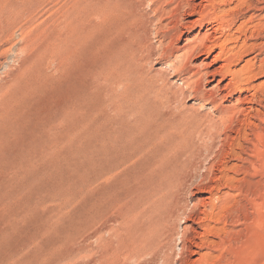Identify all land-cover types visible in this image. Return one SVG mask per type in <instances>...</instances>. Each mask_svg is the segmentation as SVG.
<instances>
[{"label": "rangeland", "instance_id": "obj_1", "mask_svg": "<svg viewBox=\"0 0 264 264\" xmlns=\"http://www.w3.org/2000/svg\"><path fill=\"white\" fill-rule=\"evenodd\" d=\"M173 1L159 12L161 4H144L138 10H145V21L131 24L116 0H0V264H180L182 257L185 264H264V30L237 28L252 13L260 15L249 26L262 24L264 11L244 7L236 31H220L214 19L184 29L185 38L208 29L218 36L206 42L211 48L197 43L191 60L176 53L184 40L170 36L179 22L199 17ZM233 6L219 4L216 14H230ZM142 28L146 33L133 40ZM218 42L224 44L223 58L234 50L242 54L230 66L238 77L236 90L222 91L227 97L207 91L203 97L202 90H212L216 80L201 81L200 87L206 82L201 92L189 83L201 78L202 59L213 60L221 52ZM249 63H255L256 73L250 78ZM223 64V59L214 63ZM240 94L263 98L262 104L254 103L253 127L236 113V106L252 105L238 104ZM235 126L240 133L228 132ZM150 127H168L175 138L189 139L174 144ZM168 146L172 154L179 148L174 166L191 185L183 195L188 211L202 208L207 221L200 226L183 215L176 218L171 242L165 241L170 236L165 224L162 245L135 260L129 253L130 231L148 226L154 211L145 203L148 196L141 199L138 193L146 184H160L142 185L135 173L144 158L161 151L172 155ZM173 185L168 192L160 184L163 190L155 198L169 199ZM224 195L230 199L226 209H215ZM199 199L211 206L198 205ZM187 224L202 232L197 240L203 247L193 246L196 253L181 256L182 235L186 229L194 234Z\"/></svg>", "mask_w": 264, "mask_h": 264}, {"label": "bare ground", "instance_id": "obj_2", "mask_svg": "<svg viewBox=\"0 0 264 264\" xmlns=\"http://www.w3.org/2000/svg\"><path fill=\"white\" fill-rule=\"evenodd\" d=\"M97 1H99V0H97ZM113 1V0H112ZM172 1L173 0H151L150 2H149V0H116V5L118 6V7H120L122 10H120V13H121V11L123 12L124 11V13H122V14H125V11H126V13H127V11H128V13H129V15H127L128 16V18H127V21L126 22H128L129 21V23H131V24H140V22H142V20H144V17H145V12H143V11H145L144 9H141V11L140 10H138L139 8H141L142 6H144V4L145 5H147V4H150V3H154V4H161V7H158V8H156L155 10H156V12H159V11H157V10H159V9H162V10H164L165 8H167V7H165V6H170V4L172 3ZM177 1V0H176ZM181 2H182V5H181V7L180 8H183L184 7V9L188 12L187 14H190V15H198V19H196V20H185L184 19V21H181V22H179L178 23V25L176 24V26L174 27L175 28V31H174V33H172V35L170 36L173 40H176V41H179V40H184V42L180 45V46H178V50H176V53H180V56L181 57H186V58H189V59H191L192 57H195L196 55V53L194 54V56H193V53H194V51H195V47L197 46V45H199V44H197V43H202V44H200V46L201 45H204V46H206V42L207 41H209V40H211V41H217L218 40V36L217 37H215V35H214V33L213 32H211V31H209V29L208 30H206L204 33H199V34H196L195 36H193V38H191V37H189V36H186V38L184 37L185 35H186V32H185V30L184 29H187V30H191L192 29V27H193V25H199L200 24V22L202 21V20H207V19H214V21H218V25L217 26H219L218 27V29L221 31V29H222V31L224 30V32L226 31V30H228L229 32H231L232 30H235L234 28H235V26H236V22H238V18L240 19V17H241V15L242 14H244V13H246V11L244 12V13H242L243 12V8L244 7H247L248 9L247 10H250V9H254V10H256V11H261V12H263L264 11V6H260V2H262V0H180ZM13 2V1H12ZM105 2H107V1H105ZM104 2V3H105ZM174 3H176L175 1H173ZM177 2H179V0L177 1ZM2 3V2H1ZM108 3V2H107ZM147 3V4H146ZM222 3H224V4H234V6L233 7H231V10H232V13H230V14H227V15H225L224 16V14H220L221 16H219L218 14H216V8H217V6L219 5V4H222ZM7 5V4H6ZM21 5V4H20ZM109 5V3L107 4V6ZM174 5V7H173V9L175 8V4H173ZM184 5V6H183ZM151 6V5H150ZM183 6V7H182ZM4 7V6H3ZM9 7V6H8ZM103 8L105 7V5L103 4V6H102ZM111 6H109V8H110ZM2 8V7H1ZM108 8V7H107ZM108 8V9H109ZM144 8V7H143ZM170 9V8H169ZM172 9V10H173ZM177 9V8H176ZM25 10V9H24ZM166 10V9H165ZM175 10V9H174ZM180 11H182L181 9H179ZM184 10V11H185ZM245 10V9H244ZM1 11V10H0ZM116 11V10H115ZM167 11V10H166ZM169 11V10H168ZM230 11V10H229ZM29 12V11H28ZM174 12V11H173ZM179 12V11H178ZM178 12H176V13H178ZM116 13V12H115ZM154 13V12H153ZM168 13V12H167ZM146 14H147V12H146ZM158 14V13H157ZM160 14V13H159ZM180 14V16L182 15V13H179ZM149 15V14H148ZM174 15V14H173ZM172 15V16H173ZM260 14H258V15H254L253 13L251 14V16H250V18L249 19H247V20H245V21H243L242 23H241V25H240V27H237L238 29H242V31L246 28V30L249 28H251V27H254L256 30H258L257 32H259L261 29L262 30H264V22L262 23V24H259V22L257 23V24H253L252 26H249V23H251L252 21H254L255 19H257L256 17H258ZM124 16H126V15H124ZM171 16V17H172ZM176 16V15H175ZM24 17V16H23ZM147 17V16H146ZM145 17V18H146ZM174 17V16H173ZM261 17V16H260ZM263 17V16H262ZM97 18V17H96ZM126 18H124V19H126ZM149 18V17H148ZM154 18V17H153ZM181 18V17H180ZM149 19H151V18H149ZM101 20V19H100ZM122 20V19H121ZM147 20V19H146ZM258 20V19H257ZM88 21V20H87ZM125 21V20H124ZM145 21V20H144ZM159 21L161 22L162 20H160L159 19ZM210 21V20H209ZM212 22H213V20H211ZM95 22V21H94ZM148 22H149V20H148ZM151 22H152V19H151ZM159 22V23H160ZM171 22V21H170ZM241 22V21H240ZM120 24V23H119ZM121 24H122V22H121ZM152 24V23H151ZM150 24V25H151ZM169 24V23H168ZM240 24V23H239ZM9 25H11V24H9ZM123 25V24H122ZM130 24H127V26H129ZM148 25H149V23H148ZM161 25V24H160ZM261 25V26H260ZM164 26V24L162 25V27ZM165 26H166V24H165ZM164 26V27H165ZM171 26H172V24H171ZM174 26V25H173ZM94 27V26H93ZM114 27V26H113ZM133 27V26H132ZM143 27H144V25H143ZM148 27H150V26H148ZM148 27H146V28H148ZM154 27V26H153ZM161 27V26H160ZM161 27V28H162ZM216 27V26H215ZM133 28H136V27H133ZM151 28V27H150ZM166 28V27H165ZM165 28H163V29H165ZM244 28V29H243ZM253 28V29H254ZM5 29V28H4ZM18 29V28H17ZM85 29V28H84ZM138 29V28H137ZM154 29V28H153ZM153 29H152V31H153ZM163 29H161V30H163ZM168 29H171V27L170 28H168ZM168 29H166V30H168ZM215 29V28H214ZM91 30V29H90ZM148 30V29H147ZM151 30V29H150ZM158 30V29H157ZM237 30V29H236ZM235 30V31H236ZM6 31V30H5ZM163 31H165V30H163ZM213 31V30H212ZM240 31V30H239ZM241 31V32H242ZM254 31V30H253ZM82 32V31H81ZM80 32V33H81ZM130 32H132V30L130 31ZM149 32V31H148ZM147 32V33H148ZM234 32V31H233ZM6 33V32H5ZM90 33V32H89ZM141 33L144 35L145 33H146V30L145 29H141V30H139V31H135L134 32V34H135V36H134V34H133V40H134V37H139L138 35H141ZM150 33V32H149ZM165 33V32H164ZM222 33V32H221ZM240 33V32H239ZM244 33V32H243ZM252 33H254V32H252ZM251 33V34H252ZM70 34V33H69ZM131 34V33H130ZM169 34V33H168ZM246 34H247V32H246ZM250 34V35H251ZM76 35V34H75ZM132 35V34H131ZM158 35V34H157ZM170 35V34H169ZM257 35V34H256ZM147 36V35H146ZM232 36V35H231ZM71 37V36H70ZM74 37V36H73ZM129 37H130V35H129ZM221 37V36H220ZM245 37V36H244ZM78 38V37H77ZM88 38V37H87ZM143 38V37H142ZM246 38V37H245ZM249 38V37H248ZM257 38V37H256ZM1 39V38H0ZM80 39H81V37H80ZM141 39V38H140ZM164 39V38H163ZM222 40V39H221ZM127 41V40H126ZM130 41V40H129ZM128 41V42H129ZM143 41V40H142ZM145 41H147L146 39L144 40V42ZM164 41V40H163ZM210 41V42H211ZM228 41H230V43H231V40H228ZM233 41V40H232ZM227 42V41H226ZM127 43V42H126ZM143 43V42H142ZM219 43V42H218ZM223 43H224V41H223ZM223 43H219V45H220V47L222 48V50H221V52H219V53H217L216 54V56H215V58L213 59V60H208V58H204V59H202V61H201V65H199V66H197L198 67V70H199V74H201V78H198L199 79V81L198 80H195L194 79V81H191L189 84L190 85H192L191 87L196 91V92H201V90H202V88L203 87H205L204 86V83H206V82H209V81H212V80H216V84L213 86V89H215V90H209V88L207 89L206 87H205V89L206 90H202L203 91V97L204 96H207V91H208V93L209 92H213V93H218L217 95H219V96H222V97H227V95H225V94H222V91H224V90H228L229 91V94H232L233 93V91L234 90H236L235 88V83L237 82V80H238V77H237V75H236V73H234L233 71H231V67L230 66H232L231 64L233 63V62H238L239 61V57H240V55H242V54H240V52H239V54H238V52H235V50H234V52L233 51H231V55L229 56H226L225 58H223L222 57V54L224 53V55H227V54H225L226 53V51L224 52L223 50H224V44ZM243 43V42H242ZM168 44H169V42H168ZM215 44L216 45H218L217 44V42H215ZM214 44V45H215ZM142 45H144V44H142ZM173 45V44H172ZM207 45H208V43H207ZM212 45V44H211ZM97 46V45H96ZM145 46V45H144ZM147 46H148V44H147ZM227 46V45H226ZM126 47V46H125ZM136 47V46H135ZM151 47V46H150ZM203 47V46H202ZM207 47V46H206ZM208 47H210L211 48V46L209 45ZM207 47V48H208ZM247 47H249V46H247ZM257 47V46H256ZM255 47V48H256ZM145 50H147V47L145 46ZM149 48V47H148ZM174 48V47H173ZM210 48H209V50H210ZM227 48H229V47H227ZM244 48V47H243ZM157 49V48H156ZM197 49H198V47H197ZM250 49V48H249ZM251 49H253V47L251 48ZM260 49V48H259ZM247 50V49H246ZM131 51V50H130ZM143 51V50H142ZM141 51V52H142ZM228 51V50H227ZM260 51V50H259ZM80 52V51H79ZM153 52H155V50L153 51ZM197 52H198V50H197ZM258 52V51H257ZM149 53V52H148ZM200 53V52H199ZM206 53V52H205ZM172 55V54H171ZM138 56V55H137ZM146 56V55H145ZM179 56V55H178ZM168 57V56H167ZM237 57L239 58V59H237ZM126 58V57H125ZM183 59V58H182ZM219 59H223V62L225 61V64H223V65H219V67L218 66H215L214 65V63L216 62V61H218ZM81 60V59H80ZM179 60V59H178ZM192 60V59H191ZM191 60H189V63L188 64H190V61ZM235 60H238V61H235ZM151 61V60H150ZM263 61H264V59H263ZM248 64V63H247ZM251 63H249V65H248V69H246V71H247V73H249V75H247L248 77L249 76H254V75H256V73L254 72V69H255V63H252L251 65H250ZM259 64V63H258ZM180 65H181V63H180ZM179 65V66H180ZM198 65V64H197ZM234 65V64H233ZM189 66V65H188ZM194 66H195V64H194ZM176 67V66H175ZM193 67V66H192ZM226 67H228L229 68V72H225V68ZM180 68V67H179ZM190 68V67H189ZM247 68V67H246ZM191 69V68H190ZM195 69V68H194ZM240 70H242V69H240ZM245 70H244V72H246ZM45 73V72H44ZM193 73H197V72H193ZM231 75V78H230V81L229 82H227V83H224V81H225V79H226V77H227V75ZM145 75V74H144ZM218 76H219V78H218ZM189 77V76H188ZM250 78V77H249ZM188 79V78H187ZM192 79V78H191ZM202 79V80H201ZM201 81H206V82H204V83H202L203 84V86L202 87H200V85H199V83L201 82ZM248 82V81H247ZM50 84V83H49ZM189 84H188V86H189ZM150 85V84H149ZM153 87V86H152ZM170 87V86H169ZM250 87V86H249ZM255 87V86H254ZM241 88V87H240ZM239 88V89H240ZM247 88V87H246ZM115 89V88H114ZM120 89V88H119ZM145 89V88H144ZM242 89H244L243 87H242ZM205 91V92H204ZM216 91V92H215ZM166 92V91H165ZM199 94V93H198ZM253 94H257V92L256 93H253ZM33 95V94H32ZM130 95V94H129ZM216 96V95H215ZM231 96V95H230ZM159 97V96H158ZM208 97H209V95H208ZM176 98V97H175ZM181 98V97H180ZM259 98V97H258ZM212 99V98H211ZM218 99V98H217ZM259 99H261V97L259 98ZM259 99H257V96L255 95V96H253L252 98H250L249 96H247V95H245V94H240L237 98H236V101H237V103L238 104H240V103H244V102H248V103H250V104H252V105H250V107L248 106V107H246V108H244L243 106H236V109H237V112L236 113H239V115L240 116H242V124H245V125H248V126H250V127H253L254 125H255V123H254V121H252L251 120V117H253V116H251V112L254 110V103H263V98L261 99V100H259ZM185 100V99H184ZM222 100H224V99H222ZM221 100V101H222ZM260 104V105H261ZM203 105V104H202ZM233 105V104H232ZM225 106V105H224ZM223 106V107H224ZM228 107H229V105H228ZM224 108H226V107H224ZM146 112V111H145ZM49 113V112H48ZM147 113V112H146ZM221 114V113H220ZM199 115V114H198ZM205 115V114H204ZM152 116V115H151ZM235 116V115H234ZM231 117H232V115H231ZM230 117V118H231ZM229 118V119H230ZM236 118V117H235ZM213 119V118H212ZM220 119V118H219ZM225 119H227V118H225ZM229 119L226 121V122H228L229 121ZM215 120V119H214ZM222 120V119H221ZM224 120V119H223ZM154 123V122H153ZM215 123V122H214ZM213 123V124H214ZM217 123V122H216ZM215 123V124H216ZM215 124H214V126H215ZM218 124V123H217ZM221 124V123H220ZM223 124H224V127H225V122L223 121ZM241 124V123H240ZM239 124V125H240ZM241 124V125H242ZM175 125V124H174ZM218 126V125H217ZM38 127V126H37ZM220 127H221V125H220ZM224 127H222V128H224ZM230 127V126H229ZM246 127V126H245ZM147 128V127H146ZM228 128V127H227ZM186 129H188V128H186ZM180 130H181V128H180ZM230 131H228V132H234V130L236 131V133H240V131H241V129L240 128H236V126H235V128L233 129H229ZM149 131L151 132V133H154V134H157L158 135V137L159 136H161V137H163V138H165L166 140H168L169 142H171V143H173V142H176V143H174V144H177V141L179 140V141H186L185 143H187V140L189 139V138H187V137H184V136H178L179 138H175L173 135L175 134V132H174V134H170V132H171V128H168V127H158V128H156V127H150L149 128ZM148 131V132H149ZM170 131V132H169ZM189 131V133H185V136L187 135L188 137L190 136V134L192 133V131L191 130H188ZM207 131V130H206ZM180 132V131H179ZM215 133V132H214ZM178 135V134H177ZM227 138L229 137V138H231V137H233L232 136V134L231 133H228L227 135ZM225 136V137H226ZM149 137V136H148ZM157 137V136H156ZM177 137V136H176ZM226 138V139H227ZM142 139V138H141ZM162 139V138H161ZM103 140V139H102ZM163 140V139H162ZM219 140V139H218ZM101 141V140H100ZM108 141V140H107ZM167 141V142H168ZM118 142V141H117ZM122 143V142H121ZM154 143V142H153ZM184 143V142H183ZM155 144V143H154ZM157 144V143H156ZM167 144V143H166ZM111 145V144H110ZM115 145V144H114ZM113 145V146H114ZM179 145V144H178ZM185 145V144H184ZM175 146V145H174ZM187 146H188V144H187ZM111 147V146H110ZM173 147V146H172ZM171 147V148H172ZM176 147V146H175ZM182 147V146H181ZM185 147V146H184ZM183 147V148H184ZM111 148H113V147H111ZM117 148V147H116ZM147 148V147H146ZM188 148V147H187ZM211 148V147H210ZM145 149V148H144ZM165 149V148H164ZM166 149H169L168 151L169 152H171L170 151V148H169V146H168V148H166ZM256 149V148H255ZM185 150V149H184ZM100 151V150H99ZM175 151H177V152H175ZM175 151H173L174 153L172 154V152H171V154L172 155H168V153L167 154H163L164 153V151H161V154H159V156H156V157H153V158H144L143 159V161H141V163H140V168H139V170H138V172L137 173H135L136 174V179L137 180H139V182L140 181H142V185L143 184H146V183H148V181H160V184H162L164 187H166V190L169 192V190H172V188H173V183L176 185L177 184V186L175 187L176 189L174 190L173 189V191H175L173 194H171L170 196H169V199H161L160 198V200H158V198H155V195H157V194H159L160 193V191L161 190H163V189H161V187H160V184H159V186L157 187V186H155V187H152L151 188V185H148V184H146L145 186H146V188L144 189V190H142V193H141V195H140V193H138V196H139V198H143V196L145 197V195H146V197L148 196V198H146V201L147 202H145V203H147L148 205H150L151 206V209H153L152 211H153V213L152 214H148V226H145V225H141V226H133V227H135V228H133L131 231H130V235H129V242L131 241V243H132V245H131V248H130V252H129V250L127 251V252H129L130 253V255H131V257H134L133 259H135V260H138L139 259V257L141 258V256L142 255H144L145 256V254H148V253H150V254H152V252H154L155 250H157V249H155V247L158 245V244H161V242H162V240L164 239V237L165 236H167V234L166 235H164L165 233H164V228L167 230V228L166 227H164V225L166 224L167 226H169L170 228V236H167L166 238H165V241H167V239L169 240V242H171L170 241V238L172 237V235H173V232H175V229H176V226H175V219L176 218H178V217H180V216H184V218L185 219H187V220H192L193 222H196V223H198L199 225L200 224H205L204 223V221L206 220L205 218H206V210L208 209H206L205 211L206 212H204V210H202V208L199 210V206L197 207L198 208V211L197 210H195V208L193 207V209H191V211H188V205H189V202L186 200V199H184L183 198V195H184V193L186 192L185 190H187V189H189L188 188V185H190L189 183L190 182H187V180H186V178H184V177H182L181 176V173H179V171H178V169L174 166V164L176 165V163H174L175 162V160L178 158V156H179V154L180 153H178V151H179V148L177 149V150H175ZM180 151H181V149H180ZM205 151V150H204ZM229 151V150H228ZM258 150H255V152H257ZM117 152V151H116ZM181 152H184V151H181ZM261 152V151H260ZM145 153H146V151H145ZM153 153V152H152ZM258 153V152H257ZM8 155V154H7ZM257 155H259V154H257ZM104 156V155H103ZM260 156V155H259ZM110 157V156H109ZM217 157V156H216ZM2 158V157H1ZM108 158V157H107ZM115 161V160H114ZM101 163H103V162H101ZM253 165V164H252ZM179 168H180V166H178ZM204 167V166H203ZM150 168H152L151 170H150ZM250 168H251V166H250ZM255 168H256V166H255ZM213 170V169H212ZM211 170V171H212ZM257 170H259V168L257 169ZM135 172V171H134ZM204 172V171H203ZM184 173V172H183ZM133 174V173H132ZM157 174H159V176H157ZM179 174H180V177H179ZM155 176H157L158 178H154ZM195 177V176H194ZM96 179V178H95ZM213 179V178H212ZM193 180V179H192ZM235 180V179H234ZM244 180V179H243ZM189 181V180H188ZM191 181V180H190ZM207 181H209V180H207ZM237 181V180H236ZM249 181V180H248ZM153 182V184H157V183H154ZM193 182V181H192ZM206 182V181H205ZM193 183H195V181L193 182ZM237 183H238V181H237ZM153 184H152V186H153ZM208 184V183H207ZM206 184V185H207ZM138 185V184H137ZM140 185V184H139ZM209 185V184H208ZM150 186V187H149ZM191 186V185H190ZM202 186H204V185H202ZM211 186V185H210ZM208 187V188H212V186L211 187ZM201 187V186H200ZM218 188V187H217ZM139 189V188H138ZM263 189V188H262ZM164 190H165V188H164ZM212 190V189H211ZM217 190V189H216ZM188 191V190H187ZM132 192H134V191H132ZM167 194V193H166ZM227 195H229L228 197L230 198V195H232V194H229V193H226ZM250 194V193H249ZM136 195V194H135ZM227 195H226V197H227ZM137 196V195H136ZM212 196V195H211ZM234 196H235V194H234ZM234 196H232V197H234ZM135 197V196H134ZM136 198H138V197H136ZM141 198V199H142ZM222 198V200L220 201V203H214V207H215V209H217V208H219V209H222L224 206L226 207L228 204H225V203H227L228 201H230V199L228 200L227 198L225 199V195L223 196V197H221ZM151 199V200H150ZM220 199V198H219ZM232 199H234V198H232ZM133 201V200H132ZM144 201H145V199H143V200H141V202L142 203H144ZM219 201V200H218ZM255 201V200H254ZM136 203H137V201H135ZM140 202V203H141ZM198 203H202L203 204V207L205 206V207H207L208 206V204L210 203L209 201L207 202L206 201V199H199L198 200V202H197V204ZM213 203V202H212ZM229 203V202H228ZM211 204V203H210ZM209 204V206H211ZM223 204V205H222ZM225 204V205H224ZM138 205H139V203H138ZM199 205V204H198ZM213 205V204H212ZM142 206V205H141ZM147 206V205H146ZM146 206H144V207H146ZM244 206V205H243ZM147 207H149V206H147ZM196 207V206H195ZM214 207H213V210H214ZM224 207V208H225ZM196 208V209H197ZM226 209V208H225ZM228 209V208H227ZM142 210V209H141ZM256 210H258V209H256ZM145 211V210H144ZM151 211V210H150ZM209 211V210H208ZM226 211V210H225ZM219 212V211H218ZM264 212V211H263ZM137 213V212H136ZM147 213H148V211H147ZM151 213V212H150ZM146 214V213H145ZM205 215V216H202V215ZM220 214V213H219ZM218 214V215H219ZM223 214V213H222ZM142 215H143V211H142ZM141 215V216H142ZM237 215V214H236ZM145 216V215H144ZM182 216V217H183ZM238 216V215H237ZM140 217V216H139ZM138 217V218H139ZM143 218V217H142ZM147 218V217H146ZM136 219V218H135ZM184 219V220H185ZM219 219V218H218ZM144 220H145V218H144ZM232 220V219H231ZM139 221V220H138ZM143 221V220H142ZM186 221V220H185ZM207 221V220H206ZM177 222V221H176ZM234 222V221H233ZM142 222H140V224H141ZM231 223H232V221H231ZM208 224V223H207ZM147 225V224H146ZM190 225H191V228H190ZM201 226V225H200ZM205 227H207L208 228V226H205ZM205 227H203V228H205ZM186 228H190V229H193V233L194 234H188V230L186 229V232H184L185 234L184 235H182V239H183V242H182V254H181V256L183 255V254H186L187 252H189L190 253V255H192L193 253H196V251L193 249V246H196V247H199V248H201V247H203V244H201V243H199L198 242V240H197V238H198V235H200L201 233H198L196 230H195V228H194V226L192 225V224H187V226H186ZM214 228V227H213ZM206 229V228H205ZM204 230V229H203ZM213 230V229H212ZM168 231V230H167ZM208 231V230H207ZM210 231V233H211V230H209ZM218 231V230H217ZM222 231V230H221ZM224 231V230H223ZM191 232V233H192ZM237 232V231H236ZM207 233H209V232H207ZM212 234V233H211ZM216 234V233H215ZM218 234V233H217ZM237 234V233H236ZM169 235V234H168ZM205 236H206V233L204 234ZM228 235V234H227ZM177 236V235H176ZM201 237H202V235H201ZM172 239V238H171ZM174 239H175V237H174ZM173 239V240H174ZM229 239V238H228ZM124 240V239H123ZM125 242V241H124ZM202 242V241H201ZM165 243H167V242H165ZM171 244V243H170ZM78 245V244H77ZM127 245V244H126ZM125 245V246H126ZM162 245V244H161ZM129 246H130V244H129ZM205 246V245H204ZM231 246V245H230ZM170 247V246H169ZM158 248V247H157ZM173 249V248H172ZM123 250V249H122ZM125 252V251H124ZM163 252V251H162ZM162 252H161V255H162ZM170 252V251H169ZM126 253V252H125ZM128 253V254H129ZM172 253H173V251H172ZM171 253V254H172ZM128 254H126V256L128 255ZM171 254H170V256H171ZM105 255V254H104ZM160 255V254H159ZM173 255V254H172ZM189 255V256H190ZM156 257V256H155ZM170 258V257H169ZM183 258V257H182ZM182 258H181V260H178V261H176V262H179L180 264H185V262H182ZM185 258V257H184ZM225 258V257H224ZM133 259H131V261L133 260ZM171 259V258H170ZM126 260V259H125ZM161 260V259H160ZM183 261H184V259H183ZM218 261V260H217ZM189 263V262H188ZM215 263V262H214Z\"/></svg>", "mask_w": 264, "mask_h": 264}]
</instances>
